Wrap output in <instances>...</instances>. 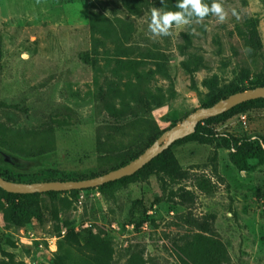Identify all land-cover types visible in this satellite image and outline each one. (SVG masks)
Wrapping results in <instances>:
<instances>
[{
    "label": "rangeland",
    "instance_id": "obj_1",
    "mask_svg": "<svg viewBox=\"0 0 264 264\" xmlns=\"http://www.w3.org/2000/svg\"><path fill=\"white\" fill-rule=\"evenodd\" d=\"M172 1L0 0V124L18 136L54 127L47 141L54 149L38 156L20 155L0 135V172L23 180L102 174L147 136L129 121L147 118L167 130L209 93L264 79V0H219L224 22L209 14L153 34L152 10L179 11ZM106 120L124 131L105 127L97 137ZM213 126L219 138L209 145L172 146L186 172L180 180L154 167L114 190L43 193L24 206L20 225L0 209V264H95L68 242L83 229L110 240L111 264H126L135 252L144 264H179L176 250L193 235L224 245L221 264H264V166L240 171L225 144L228 135L264 138V106ZM180 187L194 198L175 195Z\"/></svg>",
    "mask_w": 264,
    "mask_h": 264
},
{
    "label": "trees",
    "instance_id": "obj_2",
    "mask_svg": "<svg viewBox=\"0 0 264 264\" xmlns=\"http://www.w3.org/2000/svg\"><path fill=\"white\" fill-rule=\"evenodd\" d=\"M165 2L169 6L173 4L172 0H165ZM232 86L233 87L228 92L223 94L209 93L205 102L203 103V106H211L220 99L225 98L237 91L253 88L256 86H264V79L251 80L244 84L236 83L232 84ZM255 106H264V98L243 102L222 114L202 120L200 123H198L196 130L193 133L175 141L168 149L161 152L157 157H155L136 173L125 176L118 180L109 181L95 188L101 189L103 191L114 190L124 184L138 180L141 174L154 167H157L162 172L169 174L174 180L185 178L186 172L180 169L178 159L172 151V146L190 141H194L203 145H209L219 138V133L213 126L214 122L245 112ZM122 126L123 125L118 121L110 122L106 120L105 124H99L97 129V137H101V132L105 127H108V129L111 131L120 132V130L124 131ZM128 126L132 130L139 129L138 134L140 137L142 136L143 131H147V136L142 141L137 143L136 146L129 149L125 156L117 162V165L112 167L109 171L119 168L138 157L165 131L160 128L156 121L147 118L133 119L129 121ZM0 130V135L3 142H6L7 145L11 147V149L15 150L20 155L38 156L54 149L52 141L50 145L47 144L49 136L54 134V127L51 124H46L37 129H21L19 130V136L16 134L17 131L14 130L12 133L11 128H7L4 125L2 126V124H0ZM26 135H31L34 137L33 139H36V136H43L46 138V140L39 144H28L25 142V138H28ZM225 140L227 141L225 144L234 149L231 160L240 171H253L257 168V166H264V138H253L252 136L248 135H228V138L226 137ZM118 148L119 147L115 145L113 149L109 151L112 153ZM252 160H255L256 163L252 164ZM107 172L108 171L104 173ZM0 175L8 180L23 182L70 179L77 180L91 178L85 176L72 177L70 175H63L61 178L49 177L45 179L39 178L34 180H23L20 179L18 175H15L11 172H0ZM196 184L199 188L206 192H211L214 190L213 185L207 180L196 179ZM89 189L92 188L82 190ZM180 189L181 191H173V193L175 195H180L183 198H194L193 192L183 187H180ZM79 191L81 190L48 191L45 194L55 197L65 192L78 193ZM41 194L43 193H12L0 187V209L4 211L5 219L8 221V223H15L17 225L23 224L28 215L24 206L27 203L32 205L36 198ZM66 241H68L67 238ZM68 242L69 244L75 246L80 253H82L95 264H111V260L114 255V247L112 246L110 240L101 233H95L91 229H83L77 232L74 241ZM176 252L179 258V264H221L222 262L228 260V254L224 245L218 240L205 237L203 235H193L190 240L186 241L183 245H180ZM144 263L145 261L142 254L135 252L126 264ZM51 264H62V261L60 258H56Z\"/></svg>",
    "mask_w": 264,
    "mask_h": 264
},
{
    "label": "water",
    "instance_id": "obj_3",
    "mask_svg": "<svg viewBox=\"0 0 264 264\" xmlns=\"http://www.w3.org/2000/svg\"><path fill=\"white\" fill-rule=\"evenodd\" d=\"M264 98V86H256L230 94L211 106H203L189 113L185 119L165 130L149 147L129 163L107 173L85 179L12 181L0 175V187L12 193H46L48 191H71L95 188L109 181L132 175L168 149L175 141L182 139L196 130L202 120L222 114L243 102Z\"/></svg>",
    "mask_w": 264,
    "mask_h": 264
},
{
    "label": "clouds",
    "instance_id": "obj_4",
    "mask_svg": "<svg viewBox=\"0 0 264 264\" xmlns=\"http://www.w3.org/2000/svg\"><path fill=\"white\" fill-rule=\"evenodd\" d=\"M176 7L179 11L161 12L153 9L151 13V23L149 30L155 35H169V29L175 25H186L193 17L203 19L212 14L218 17L220 22H224L226 12L219 0H212L211 5L203 0H177Z\"/></svg>",
    "mask_w": 264,
    "mask_h": 264
}]
</instances>
